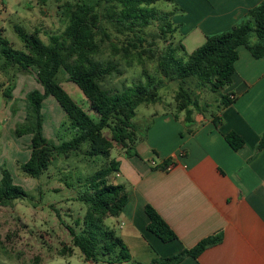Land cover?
Listing matches in <instances>:
<instances>
[{"label": "trees", "instance_id": "16d2710c", "mask_svg": "<svg viewBox=\"0 0 264 264\" xmlns=\"http://www.w3.org/2000/svg\"><path fill=\"white\" fill-rule=\"evenodd\" d=\"M103 1L109 4L105 17L117 34L133 36L122 47L116 46L100 25L97 9ZM158 2L173 3V0H96L94 4L77 0L73 5L62 7L68 10L67 15L64 13L67 24L62 33L50 35L48 43L40 38V30L27 32L14 25V33L22 43L20 50L15 49L0 30V72L5 77L10 71L31 73L41 87V90H32L25 95L24 121L12 131L15 138H30L29 156L20 165V170L32 179H39L56 158L74 157L81 152L87 159L97 157L104 162L101 169L86 179L85 190L79 197L86 206L82 219L84 229L78 233L66 226L74 246L87 261L97 263L100 257L105 258L106 264H142L133 261L123 241L105 223L107 218L118 217L127 204L125 187L114 183L119 164L111 159L110 150L114 142L127 157L137 156L134 147L136 129L132 122L136 109L157 104L161 87L165 82L174 81L180 84L175 102L178 113L184 115L185 124L193 123L195 113H209L218 127L217 113L232 103L223 91L231 84L238 59L237 49L246 48L255 59L264 57V0L249 9L229 30L206 36L203 45L190 54L185 52L180 39L177 43L167 40L168 36L177 33L178 26L171 21L175 11L158 10L155 7ZM153 22H159L160 38L165 42L161 48L155 41L146 47L145 39L138 36ZM144 56L155 64L152 75L145 68ZM133 61L141 66L142 76L126 85L120 79L125 71L120 62L131 67ZM59 71L80 92L95 118L90 117L56 81ZM115 80H118L117 84H113ZM188 82L194 83L197 90L206 89L219 97L213 111L208 112L209 105H204L203 109L192 99V93L183 87ZM9 95L10 90L6 89L4 97ZM49 97L55 100L74 132L70 140L58 145L50 143L44 134L42 106ZM104 130L110 132V141L104 137ZM224 139L233 150L243 145L235 132L225 134ZM263 147L264 134L257 148ZM170 163L171 159H166L160 165L161 169ZM27 196L22 187L13 183L9 172L1 168L0 205ZM149 229L164 243L177 238L155 213L150 214ZM220 240V235L205 238L190 249L150 264H178L186 257L196 259Z\"/></svg>", "mask_w": 264, "mask_h": 264}, {"label": "crops", "instance_id": "0c3cea01", "mask_svg": "<svg viewBox=\"0 0 264 264\" xmlns=\"http://www.w3.org/2000/svg\"><path fill=\"white\" fill-rule=\"evenodd\" d=\"M50 1L0 0L2 35L20 22L43 33ZM262 1L173 0L183 14L171 21L181 28L178 40L184 48L195 43L190 54L206 36L229 30ZM237 52L231 84L223 91L232 103L217 113L218 127L209 113H195L191 125L183 114L156 115L135 142L137 156L123 151L115 158L114 183L125 187L128 200L120 215L105 223L135 262L150 264L220 235V242L198 258L178 264H264V147L257 148L264 134V57L255 59L244 47ZM229 132L243 141L238 150L225 141ZM168 158L171 169L165 171L160 165ZM151 213L165 221L176 240L164 243L150 231Z\"/></svg>", "mask_w": 264, "mask_h": 264}, {"label": "rangeland", "instance_id": "374dc122", "mask_svg": "<svg viewBox=\"0 0 264 264\" xmlns=\"http://www.w3.org/2000/svg\"><path fill=\"white\" fill-rule=\"evenodd\" d=\"M79 1V0H78ZM88 4H94L96 0H83ZM77 0H51L45 11V21L41 26L43 33L40 38L48 43V37L52 34H60L64 30L67 20L64 16L66 11L62 7L73 5ZM109 4L103 3L98 7L100 14V25L109 34L113 43L122 47L129 39L130 34H117L114 26L105 17ZM155 7L160 11H175L173 16L183 14L175 3L158 2ZM4 17V14L1 15ZM5 17H7L5 15ZM14 23L9 20V23ZM27 32L32 31L26 22L18 23ZM159 22H153L149 27L143 29L138 36L145 39V46L155 41L158 47H163L165 42L161 40ZM178 33L167 40L178 42ZM188 31V30H187ZM186 34V33H184ZM15 49L20 50L22 43L14 33L12 25L6 29L3 35ZM194 42H187L185 52L195 48ZM106 51L105 55L108 56ZM183 57H185L183 55ZM145 68L150 75L154 74L155 64L149 62L144 56ZM125 70L120 78L126 85L142 76V68L133 61L131 67L125 62H120ZM19 79V80H18ZM56 81L74 99L88 115L95 118L80 94V92L68 83L66 75L59 71ZM117 84L118 80L114 81ZM178 82H165L159 90L160 100L154 105H142L135 111L133 124L135 125L136 141L144 138L147 131L152 127L151 121L154 116L171 113L179 114L175 97L179 91ZM39 87L34 75L26 72L10 71L8 76L0 72V169H6L12 177L13 183L22 187L27 192V198L23 200H12L0 205V264H106L105 258H97L98 262L87 261L77 247L74 246L72 237L66 229L71 227L76 232L83 228L82 219L86 213V206L79 200L85 190L86 179L94 172L103 167V160L99 158L87 159L82 152L77 156L68 158L58 157L39 179H32L20 170V165L27 161L29 156L28 136L15 138L13 129L22 123L25 117V95ZM190 91L191 97L203 109L213 111L219 97L206 89H196L194 83L183 85ZM10 90V97H4V91ZM44 116V134L47 140L53 144H60L73 137L67 118L52 97L47 98L42 106ZM103 135L110 141L111 135L108 130ZM110 150L111 159L118 157L124 150L112 142ZM113 177V175H112ZM121 180L117 179L116 183Z\"/></svg>", "mask_w": 264, "mask_h": 264}, {"label": "built area", "instance_id": "2783aa9c", "mask_svg": "<svg viewBox=\"0 0 264 264\" xmlns=\"http://www.w3.org/2000/svg\"><path fill=\"white\" fill-rule=\"evenodd\" d=\"M182 155V154H181ZM150 165L152 166V167H157V166H159V165H157V163H155L154 161H151L150 162ZM170 169H171V166H167L164 170L165 171H170Z\"/></svg>", "mask_w": 264, "mask_h": 264}]
</instances>
